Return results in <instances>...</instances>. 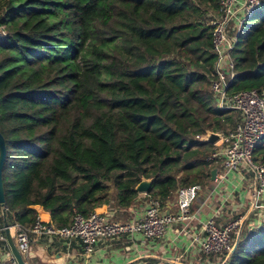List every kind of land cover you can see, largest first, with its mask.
Here are the masks:
<instances>
[{
  "label": "trees",
  "instance_id": "obj_1",
  "mask_svg": "<svg viewBox=\"0 0 264 264\" xmlns=\"http://www.w3.org/2000/svg\"><path fill=\"white\" fill-rule=\"evenodd\" d=\"M219 0H0V132L7 221L42 211L129 207L136 184L167 199L210 177L212 143L233 126L209 84V19ZM228 92L264 90V0L235 33ZM254 154L264 163V137ZM45 216L44 213H41ZM0 233L3 220L0 207ZM0 249H9L5 239ZM213 264H264V222Z\"/></svg>",
  "mask_w": 264,
  "mask_h": 264
},
{
  "label": "built area",
  "instance_id": "obj_2",
  "mask_svg": "<svg viewBox=\"0 0 264 264\" xmlns=\"http://www.w3.org/2000/svg\"><path fill=\"white\" fill-rule=\"evenodd\" d=\"M262 4L263 0H219L216 13L208 21L211 26V50L215 54L209 89L217 106L237 112L239 120L227 131L216 132L219 134L218 139L210 142L213 146L204 159L209 167L214 166V179L220 182L230 171L253 175L255 186L249 200L251 212L259 207V199L264 195V163L254 159L256 144L264 137V90L249 88L228 92V88L235 75L234 60L231 56L236 41L235 33ZM5 34L6 28L0 23V37ZM210 132L213 131L207 130L205 134L196 135L195 138L208 141ZM200 189L198 182L178 187L174 191L175 209L167 213L162 211L159 196L150 195L144 211L136 217L112 219L106 212L94 209L87 215L76 213L68 227H58L52 222L42 220L38 215L31 225L22 227L13 224L11 230L22 256L28 253L34 235L37 238L45 236L68 242L75 241L81 245L82 257L87 259L100 241L136 234L145 239L161 240L170 225L175 222L185 223L184 229L188 230L185 228L187 223L195 217L190 206ZM262 217L264 220V214ZM246 220L244 215L239 214L222 225L218 224L214 217L203 221V241L200 246L203 254L208 258L217 256V259L221 260L231 253L243 232ZM2 239L5 237L0 233V240ZM3 255L4 259H0V264H17L10 249L5 250Z\"/></svg>",
  "mask_w": 264,
  "mask_h": 264
},
{
  "label": "crops",
  "instance_id": "obj_3",
  "mask_svg": "<svg viewBox=\"0 0 264 264\" xmlns=\"http://www.w3.org/2000/svg\"><path fill=\"white\" fill-rule=\"evenodd\" d=\"M235 113L238 114L237 112ZM238 120L239 115L236 121ZM210 168L213 169L214 166H210ZM213 180L217 185L210 195L202 202L197 200L195 204L194 201L190 206V210L195 213V217L187 223L185 228H188V230L184 229L185 223L175 222L170 225L165 237L161 240L145 239L136 234L134 236L123 235L114 239L100 241L95 246L92 255L87 259L82 257L81 245L75 241L68 242L59 238H48L45 236L37 238L32 235L30 249L22 257L29 264L216 263L219 261L217 256L208 258L200 249L203 241L201 223L210 217H214L217 223L222 225L233 219L234 216L242 214L247 218L243 229H250V226H253L252 229H254L264 222L262 217L264 214V195H261L259 199V207L254 212H251L249 200L255 186L251 173L230 171L221 182L214 178ZM148 196L150 194L139 193L136 201L126 208L102 205L95 209L106 212L112 219H128L141 215L145 209ZM161 202L164 213L173 211L175 209L174 192L167 199H161ZM123 212L128 215L122 217ZM41 213H44L45 216H42ZM39 215L44 221L50 220V215L47 211H42ZM252 222L254 225H251ZM242 233H244V230ZM192 238L195 239L192 240ZM2 250L5 252L4 249Z\"/></svg>",
  "mask_w": 264,
  "mask_h": 264
},
{
  "label": "water",
  "instance_id": "obj_4",
  "mask_svg": "<svg viewBox=\"0 0 264 264\" xmlns=\"http://www.w3.org/2000/svg\"><path fill=\"white\" fill-rule=\"evenodd\" d=\"M219 134L216 132H210L207 140L209 142H214L216 139H218ZM6 156V144L4 137L2 133L0 132V207H1V215L3 220V231L5 235V239L7 241L8 247L10 249L11 254L15 258L17 264H26L21 253L16 247V244L14 242L11 226L8 224L7 216H6V207H5V195H4V188H3V182H2V168L4 164ZM216 173L215 168L211 169L210 176L211 179L214 178V175ZM151 178H142L135 186V190L138 193H148L151 189Z\"/></svg>",
  "mask_w": 264,
  "mask_h": 264
},
{
  "label": "rangeland",
  "instance_id": "obj_5",
  "mask_svg": "<svg viewBox=\"0 0 264 264\" xmlns=\"http://www.w3.org/2000/svg\"><path fill=\"white\" fill-rule=\"evenodd\" d=\"M216 13V12H215ZM231 115L234 117V118H238V114H236L235 112L233 113H231ZM232 126H227V128L226 129H223V130H221V132H225V131H227L228 129H230ZM261 143H262V141H258V143L256 144L257 146H260L261 145ZM254 159L256 160V161H259V162H261L260 161V159L258 158V157H256L255 156V154H254ZM198 183H200V185H201V189H200V191L198 192V195H197V198L195 199V204L197 203V200H199L200 202H202L208 195H210V193L214 190V188L216 187V182L213 180V179H211L210 177H207L205 180H201L200 182H198ZM118 214H120V213H118ZM128 214L126 213V212H123L122 213V217H125V216H127ZM238 216V215H237ZM237 216H234L233 217V219L234 218H236ZM253 228V226H251V228L250 229H252ZM250 229H247V228H244L243 230H244V232L245 231H247V230H250ZM4 251L2 250V249H0V259L1 260H3L4 259V253H3Z\"/></svg>",
  "mask_w": 264,
  "mask_h": 264
}]
</instances>
